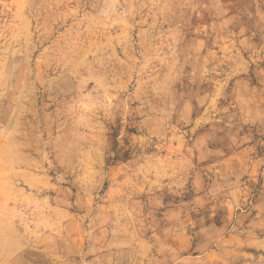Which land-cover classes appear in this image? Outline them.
I'll list each match as a JSON object with an SVG mask.
<instances>
[{"label":"rangeland","instance_id":"obj_1","mask_svg":"<svg viewBox=\"0 0 264 264\" xmlns=\"http://www.w3.org/2000/svg\"><path fill=\"white\" fill-rule=\"evenodd\" d=\"M0 264H264V0H0Z\"/></svg>","mask_w":264,"mask_h":264}]
</instances>
